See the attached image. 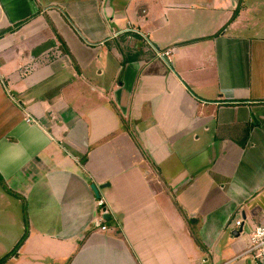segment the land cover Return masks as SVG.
Wrapping results in <instances>:
<instances>
[{
	"label": "crops",
	"instance_id": "obj_1",
	"mask_svg": "<svg viewBox=\"0 0 264 264\" xmlns=\"http://www.w3.org/2000/svg\"><path fill=\"white\" fill-rule=\"evenodd\" d=\"M6 30L0 176L32 231L5 264H264L237 259L264 223V0H0Z\"/></svg>",
	"mask_w": 264,
	"mask_h": 264
},
{
	"label": "rangeland",
	"instance_id": "obj_2",
	"mask_svg": "<svg viewBox=\"0 0 264 264\" xmlns=\"http://www.w3.org/2000/svg\"><path fill=\"white\" fill-rule=\"evenodd\" d=\"M3 192L4 191L0 186V243L7 245L12 241V238L15 237L16 235H22V236L29 235L30 232L32 231V227L30 224H28V222L26 225H24L23 219H22V224H21V219H18L20 220V223L17 224L13 223L15 216L14 214H12L11 210H14V208L11 206L10 203H15V201H13L14 197L11 198V196L9 197L4 194L5 192L4 193ZM20 202H22L21 212L23 213V204L25 205L26 201L24 199ZM26 207L27 206L25 205V208ZM6 211L8 212V216H7V220H4V218L6 217V215H4L5 214L4 212ZM8 217H10L11 220ZM56 220L57 219H52V221H56ZM34 230L36 232L35 226H34ZM63 264H67V259L64 261Z\"/></svg>",
	"mask_w": 264,
	"mask_h": 264
},
{
	"label": "built area",
	"instance_id": "obj_3",
	"mask_svg": "<svg viewBox=\"0 0 264 264\" xmlns=\"http://www.w3.org/2000/svg\"><path fill=\"white\" fill-rule=\"evenodd\" d=\"M167 55L168 53H164V55ZM31 120L26 119V122L29 123ZM103 205L102 200H97L96 206L98 209ZM105 212H100V214H105ZM103 219H100V222L97 224L100 226L101 230H105V226L100 225L102 223ZM240 222L237 221L235 223L236 228H240ZM235 231L237 232V229ZM252 259V260H264V223L261 225H257L249 234L247 238V243L244 248V250L238 255L237 259Z\"/></svg>",
	"mask_w": 264,
	"mask_h": 264
},
{
	"label": "trees",
	"instance_id": "obj_4",
	"mask_svg": "<svg viewBox=\"0 0 264 264\" xmlns=\"http://www.w3.org/2000/svg\"><path fill=\"white\" fill-rule=\"evenodd\" d=\"M235 12H234V14L232 15V20H233V18L235 17ZM19 26V25H18ZM18 26H16L17 28H18ZM10 30H6V31H0V36H2L3 34H5V33H7V32H9ZM191 42H194V41H191ZM186 44H189V43H183L182 45H186ZM0 186H1V188L4 190V192L6 193V194H8L9 196H11V197H14V198H16V199H18L19 198V196L17 195V194H14L13 192H11L7 187H6V185H5V183H4V181H3V179H2V177L0 176ZM101 212H105L106 211V208L104 207V205H102L101 207H100V209H99ZM22 216H23V221H24V225H26L27 224V218H26V211H25V205L23 204V213H22ZM107 222H109V220L108 221H105L104 220V223H107ZM26 236L27 235H23L21 238H20V240L18 241V243L16 244V246L14 247V249H13V251L12 252H10V253H8V254H6V255H4L3 257H1L0 258V264H5L6 262H7V260L10 258V256H11V254L13 253V252H15L19 247H20V245L24 242V240H25V238H26Z\"/></svg>",
	"mask_w": 264,
	"mask_h": 264
},
{
	"label": "clouds",
	"instance_id": "obj_5",
	"mask_svg": "<svg viewBox=\"0 0 264 264\" xmlns=\"http://www.w3.org/2000/svg\"><path fill=\"white\" fill-rule=\"evenodd\" d=\"M24 156L23 149H20L19 151L15 152L10 158L7 159L6 162L8 163H15L16 161H19Z\"/></svg>",
	"mask_w": 264,
	"mask_h": 264
},
{
	"label": "water",
	"instance_id": "obj_6",
	"mask_svg": "<svg viewBox=\"0 0 264 264\" xmlns=\"http://www.w3.org/2000/svg\"><path fill=\"white\" fill-rule=\"evenodd\" d=\"M91 190H92L95 198L98 199L99 198L98 190L94 187V185L91 186ZM102 217H103L102 219L107 220L109 218V215L107 213H105V214L102 215ZM238 232L235 233V234H238Z\"/></svg>",
	"mask_w": 264,
	"mask_h": 264
}]
</instances>
